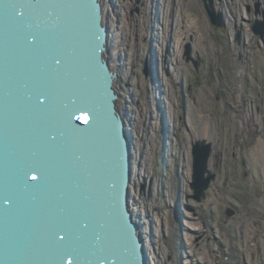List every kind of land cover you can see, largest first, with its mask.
<instances>
[{
    "label": "rangeland",
    "instance_id": "374dc122",
    "mask_svg": "<svg viewBox=\"0 0 264 264\" xmlns=\"http://www.w3.org/2000/svg\"><path fill=\"white\" fill-rule=\"evenodd\" d=\"M101 1L132 142L129 198L151 263L264 264L259 0H216L222 27L203 0ZM198 140L212 143L216 174L200 201L191 186Z\"/></svg>",
    "mask_w": 264,
    "mask_h": 264
},
{
    "label": "water",
    "instance_id": "95a60500",
    "mask_svg": "<svg viewBox=\"0 0 264 264\" xmlns=\"http://www.w3.org/2000/svg\"><path fill=\"white\" fill-rule=\"evenodd\" d=\"M203 2L224 26L216 0ZM108 45L101 0H0V264H152ZM211 152L193 145L199 201L216 177Z\"/></svg>",
    "mask_w": 264,
    "mask_h": 264
},
{
    "label": "flooded vegetation",
    "instance_id": "af4514ba",
    "mask_svg": "<svg viewBox=\"0 0 264 264\" xmlns=\"http://www.w3.org/2000/svg\"><path fill=\"white\" fill-rule=\"evenodd\" d=\"M258 2H260L261 3V7H260V9L262 10V9H264V4H263V2L261 1V0H259ZM256 5H257V3H256ZM255 14H256V19H258V18H260L261 17V15H262V13L257 9V7L255 6ZM255 19V20H256ZM257 35V34H256ZM259 36V35H258Z\"/></svg>",
    "mask_w": 264,
    "mask_h": 264
},
{
    "label": "bare ground",
    "instance_id": "6f19581e",
    "mask_svg": "<svg viewBox=\"0 0 264 264\" xmlns=\"http://www.w3.org/2000/svg\"><path fill=\"white\" fill-rule=\"evenodd\" d=\"M180 21V18H179V20H178V26H177V28L179 29L180 28V24H181V21ZM119 79V78H118Z\"/></svg>",
    "mask_w": 264,
    "mask_h": 264
},
{
    "label": "snow or ice",
    "instance_id": "6c2138e0",
    "mask_svg": "<svg viewBox=\"0 0 264 264\" xmlns=\"http://www.w3.org/2000/svg\"><path fill=\"white\" fill-rule=\"evenodd\" d=\"M57 63H59V61H56Z\"/></svg>",
    "mask_w": 264,
    "mask_h": 264
}]
</instances>
